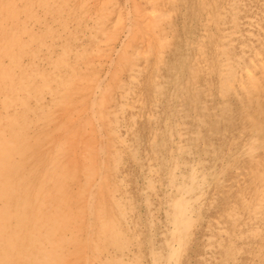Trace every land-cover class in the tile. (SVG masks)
Here are the masks:
<instances>
[{
    "label": "bare ground",
    "instance_id": "bare-ground-1",
    "mask_svg": "<svg viewBox=\"0 0 264 264\" xmlns=\"http://www.w3.org/2000/svg\"><path fill=\"white\" fill-rule=\"evenodd\" d=\"M218 1L198 0L201 28L165 62L174 0H0V264H188L202 212L239 184V206L201 224L199 258L227 223L240 244L264 241V0ZM210 74L214 93L195 79ZM230 92L225 136L213 125Z\"/></svg>",
    "mask_w": 264,
    "mask_h": 264
},
{
    "label": "rangeland",
    "instance_id": "rangeland-1",
    "mask_svg": "<svg viewBox=\"0 0 264 264\" xmlns=\"http://www.w3.org/2000/svg\"><path fill=\"white\" fill-rule=\"evenodd\" d=\"M182 1V2H181ZM174 0V5H173V7H174V11H175V16H173V19H172V22H171V24L169 25V27H167V29L166 30H170V34H171V47L169 48V52L167 51L166 53H165V62H171V61H174V59H175V56H176V47L178 48V46L179 45H181L182 43H183V40L186 38V35H189V34H192V35H194V36H196L197 35V33H198V31H199V29L201 28V24H200V22H199V20H200V16H201V18H203V16H204V14L203 13H201V12H204L205 11V9L203 10V8L202 7H200L199 6V3H198V0ZM184 1V2H183ZM211 1V4L213 5V6H215V5H217L218 3H219V1L218 0H214L215 2H213V0H210ZM186 2V3H185ZM197 2V3H196ZM217 2V3H216ZM176 3H177V5H176ZM182 3V4H181ZM214 3V4H213ZM184 4H186V5H184ZM197 5V6H196ZM177 6H179L178 8H177ZM183 8H182V7ZM185 6V7H184ZM194 6V7H193ZM182 8V9H181ZM194 8H195V10H194ZM197 8V9H196ZM201 8H202V10H201ZM177 11V12H176ZM178 11H180V13L178 12ZM188 11V12H187ZM187 12V13H186ZM193 12V13H192ZM197 12L198 14H200V16L196 13V15H195V13ZM184 15H183V14ZM194 15V16H193ZM176 17V18H175ZM178 20V21H177ZM182 20H184V21H182ZM186 20V21H185ZM177 21V25H175V22ZM182 21V22H181ZM183 24V25H182ZM194 24V25H193ZM180 25V26H179ZM175 26H177V27H175ZM179 27V28H178ZM178 30V31H177ZM174 31V32H173ZM172 32H173V34H172ZM177 32V33H176ZM182 32V33H181ZM188 33V34H187ZM178 38V39H177ZM217 37H213L212 38V42H214L215 41V39H216ZM204 41V40H203ZM202 41V43H203V47H204V49H205V51H206V55H205V51H204V55L207 57V58H210L211 56H210V52H211V50H210V46H209V52H207L208 51V43H206L207 41L205 40L204 42ZM217 41V40H216ZM172 42H173V44H172ZM204 44H205V46H206V48H205V46H204ZM176 45V46H175ZM178 45V46H177ZM169 53V54H168ZM166 54H167V56H166ZM173 54V55H172ZM209 54V55H208ZM210 56V57H208V56ZM203 76V77H202ZM214 76V75H213ZM211 74H210V76L209 75H207L206 77L204 76V75H199V77H195V79L198 81L197 83L198 84H201V85H204V83H206L207 82V85L209 84L210 86H212V87H210V86H208L209 87V89H211V91H212V93H214L215 92V82H214V80H215V78L213 77ZM211 77V78H210ZM203 78L205 79V80H203ZM213 78V79H212ZM208 79V80H207ZM211 79V80H210ZM201 82H204V83H201ZM211 82V83H210ZM213 82H214V84H213ZM206 88V87H205ZM146 91H147V93L143 90V92L144 93H142V100H143V102L146 100V102H144V104H145V106H146V108L145 107H142L141 109H142V111H143V116H142V112L140 113V115H141V119H140V115H137L135 118H136V120H134V125L135 126H133V129H134V135L136 134L137 136H138V134L137 133H139V136L137 137L136 135L134 136V137H137V138H135L136 139V141H137V143H138V146H140L139 147V153H143L144 154V151H146L148 148H146V144H145V139H146V137L148 136V132L150 131L149 129H151V127L148 125L149 123H148V121L145 119V117H144V115H145V113H147V109H150L151 107H150V101H151V93H149V95H148V92L150 91L149 89L147 90L146 89ZM202 93L203 92H201L200 94V100L202 99ZM189 94H191L192 96H193V94L192 93H189ZM151 95V96H150ZM229 95L230 96H228V103H227V108L229 109L228 111L229 112H231V109H232V113H230V115H231V118H227L226 119V121L225 122H223V123H219V124H217V125H213V126H215L214 127V129H217V130H224L225 129V131H223L224 133H225V136H226V134L228 133V131L230 132L233 128H237V126H238V124H239V112H240V109H239V107L241 106L240 104V101H238L237 100V98H236V96H235V93L234 92H230L229 93ZM150 96V98H149V100L148 99H146L147 97H149ZM190 96V95H189ZM146 97V98H145ZM235 97V99L233 100V98ZM144 98V99H143ZM188 100H189V98H187ZM188 100H186V102H185V104L187 105V106H185V108H187L188 110H191L190 109V107H189V103H188ZM148 101H149V104H148ZM235 103V104H234ZM144 104H143V106H144ZM234 104V105H233ZM239 104V105H238ZM151 105H152V103H151ZM233 105V107L236 105V106H238V107H234V108H231L230 106H232ZM147 107H149V108H147ZM230 107V108H229ZM241 108V107H240ZM237 110H239V111H237ZM235 111H237V112H235ZM234 113V114H233ZM236 113H237V115H236ZM229 115V114H228ZM236 115V116H235ZM234 118H236V119H234ZM237 118H238V121H237ZM140 121H139V120ZM142 119H144V120H142ZM234 119V120H233ZM229 120V121H228ZM139 121V122H138ZM142 121H144V122H142ZM235 121H236V123H235ZM146 122V123H145ZM138 123V125H139V127H137L138 125H136ZM140 123V124H139ZM144 124V125H143ZM221 124V125H220ZM147 125V126H146ZM219 126V127H218ZM150 127V128H149ZM139 128V129H138ZM132 129V130H133ZM137 129V130H136ZM145 129V130H144ZM148 130V132H147V130ZM137 132H136V131ZM140 130V131H139ZM144 130V131H143ZM139 131V132H138ZM144 134H143V133ZM227 132V133H226ZM146 133V134H145ZM148 133V134H147ZM142 138H143V140H142ZM138 139H140V140H138ZM135 141V142H136ZM145 145V146H144ZM144 146V148H142ZM141 150V151H140ZM147 152V151H146ZM145 152V153H146ZM125 168L129 171V177H130V181H131V183H132V185L133 184H139V182H138V179H139V177H138V175H137V173H138V171H137V169L136 168H134V167H131V166H128V165H126L125 166ZM245 170V169H244ZM135 172V173H134ZM139 174V173H138ZM136 175V176H135ZM232 173L230 172V171H226L225 172V178H227V179H231L232 178ZM134 177V178H133ZM138 178V179H137ZM246 178V177H245ZM231 180H234V177H233V179H231ZM240 185V184H239ZM239 185H237V187H236V185H234V188H233V186L231 187V188H227L226 189V187L225 186H223L224 188L222 189V188H220L219 190L221 191H218V194H217V196H215V198H213V204H211V207H209L208 209H207V211L206 210H204L202 213H204V214H202L203 215V218H202V220L201 221H203V222H201V224L202 225H205V223L207 222V220H210V217L213 219L214 217H217V218H222L223 217V214H225L226 213V210L227 211H229V209H231V207H233V206H239L238 204H236V203H238L239 202V199H240V197L242 196V194H244L245 193V189H247L246 187L244 188V187H242V186H239ZM239 186V187H238ZM236 188V189H235ZM223 190V191H222ZM232 190V191H231ZM235 190H236V192H235ZM239 190V191H238ZM242 190H244V191H242ZM133 191V190H132ZM219 192L221 193V195H219ZM228 192V193H227ZM229 192H230V194H229ZM242 192V193H241ZM226 193V194H225ZM235 193V194H234ZM239 193V194H238ZM231 194H232V196H231ZM133 195H135V198H137L138 197V195H137V193H135V192H133ZM225 195H227V196H225ZM233 195H235V196H233ZM238 195V196H237ZM223 196V197H222ZM230 196H231V198H230ZM240 196V197H239ZM226 197V198H225ZM236 197V198H235ZM220 198V199H219ZM215 199V200H214ZM228 199L230 200V201H228ZM235 201V203H234V201ZM236 199V200H235ZM238 200V201H237ZM215 201V202H214ZM223 201H224V203H225V205H224V203H223ZM234 204H232V203ZM218 203V204H217ZM219 204H220V206H219ZM227 204V205H226ZM231 204V205H230ZM229 206V207H228ZM234 207V208H237V207ZM217 207V208H216ZM224 207H226V208H224ZM219 208V209H218ZM221 209V210H220ZM217 213H216V212ZM212 212V213H211ZM214 213V214H213ZM217 215V216H216ZM218 215H220V216H218ZM208 216V217H207ZM209 218V219H208ZM206 219V220H205ZM224 219V218H223ZM205 220V221H204ZM200 224V226H199V228L197 229V230H195L194 232H193V234H192V236H191V239H190V242H191V246H193L194 245V247H190V245L188 246V253H187V255L185 256V258H189V260H186V259H183V261H185V263H188V264H191L192 262H193V260H195V263L194 264H204L203 263V261L199 258V255L203 252V244H204V240H202L203 239V229H201L202 228V225ZM227 225L229 226V233H230V238H227V239H225L224 241H221V243L216 247L215 246V248H214V250H215V256L210 260V264H221V261H220V259L224 256V257H226L227 258V260L229 261V264H249V258L253 255V253H252V247H251V244L252 245H256L257 243H261L262 245H263V247H264V241L262 242H260L258 239H250V241L249 242H251V244H249L248 245V241L246 242V244H240V242H238L236 239H234L233 238V236H232V230H233V227H232V225L231 224H229V223H227ZM156 226L157 225H154V228H156ZM199 230V231H198ZM202 232V233H201ZM195 233V234H194ZM198 235V236H197ZM194 237H196V238H193ZM202 241H201V240ZM228 239H229V241H228ZM197 240V241H196ZM257 241H259V242H257ZM194 242V243H193ZM197 242V243H196ZM237 242V243H236ZM196 243V244H195ZM202 245V246H201ZM230 245H231V247H233V248H231L230 247ZM240 245V246H239ZM199 246V248H197V247ZM249 248H248V247ZM201 247V248H200ZM192 248V249H191ZM232 250H231V249ZM193 249H195V250H193ZM237 249V250H236ZM247 249H248V251H247ZM251 249V250H250ZM190 250H191V252H190ZM193 250V251H192ZM195 251V252H194ZM244 251V252H243ZM190 252V253H189ZM192 252H193V254H192ZM245 253H247V254H245ZM250 253V254H249ZM246 255V257H245V255ZM250 256H249V255ZM194 255V256H193ZM226 255V256H225ZM242 255H244V256H242ZM192 256V257H191ZM241 256V257H240ZM249 256V257H248ZM193 257H194V259H193ZM196 257H198V258H196ZM217 257V258H216ZM243 257H244V259H243ZM248 257V258H247ZM191 259H193V260H191ZM198 259L200 260V261H198ZM243 259V261H245V262H243L242 263V261L241 260ZM214 260V261H213ZM188 261V262H187ZM241 261V262H240ZM201 262V263H200ZM192 263V264H193Z\"/></svg>",
    "mask_w": 264,
    "mask_h": 264
}]
</instances>
